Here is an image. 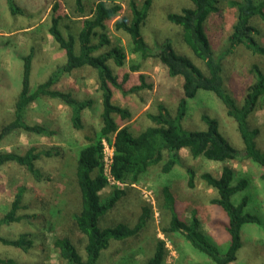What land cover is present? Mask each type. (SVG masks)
I'll return each mask as SVG.
<instances>
[{
    "label": "trees",
    "instance_id": "trees-1",
    "mask_svg": "<svg viewBox=\"0 0 264 264\" xmlns=\"http://www.w3.org/2000/svg\"><path fill=\"white\" fill-rule=\"evenodd\" d=\"M73 1L80 25L77 35L72 32L64 34L62 24L68 15L60 1L53 3L48 28L54 43L65 54V62L52 71L45 81L31 88L28 81L33 69V53L22 57L23 88L14 101L13 118L0 128V145L7 137L19 132L45 138L59 135L58 130L26 121L25 116L31 104L41 99H57L70 110L71 127L82 131L85 128L84 114L95 111V100L78 99L71 92L57 88V85L65 75L85 68L96 71L102 105L99 127L94 133L86 135L82 142L76 140L74 146L69 145L65 149L57 146L42 148L30 143L22 153L0 150V169L13 163L23 167L36 182H44L48 177L39 163L44 158L64 157L63 153L71 155L74 159L75 183L80 193L79 208L68 217L70 225L67 232L55 236L53 248L64 264H98L104 251L115 243L127 246L129 241L137 239L147 230L153 220L152 207L143 205L134 225L119 222L113 226H100L101 218L126 195V188L137 185L154 169L169 174L179 167L186 173L185 183L189 189L195 188L198 177L207 188L215 191L217 196L211 199V203L219 207L226 216L221 226L228 235V245L222 251L211 241V237L204 231L198 211H189L186 205L181 204L168 184L162 186L156 196L159 207L169 213V221L162 228V233L168 238L172 234L184 237L195 251L207 257L206 264L235 262L243 246L244 227L262 224L260 216L248 210L251 198L247 193L251 186L250 175L237 176L231 166L224 165L218 175L204 171L197 176L196 169L184 161L180 152L186 150L192 159L226 161L240 157L242 160H249L260 167L259 177L264 182V150L259 147L257 140L260 130L252 128L249 123L252 113L264 98V68L258 63L251 65L249 71L253 81L247 87L242 103H238L228 90L224 78V61L239 47L243 46L253 54L264 57V43L256 38L261 32L254 24L257 21L264 28V0L228 1L229 7L235 9L236 18L232 32L219 53L212 48L205 23L211 15L220 12L221 0H190V7H184L180 12L168 13L165 20L179 29L180 39L191 51V56L178 53L170 38H164L153 47L145 41L142 30L147 24L154 0H143L141 5L137 0H128L127 13H123V5L115 0ZM6 3L12 15L25 13L15 0H6ZM119 16L114 22V29L129 35L130 51L138 54L142 61L152 59L158 62L168 77L181 79V93L177 96L175 113L172 114L164 104H157L156 112L146 113L151 125L138 134L132 130L134 111L114 103V89L126 96L143 90L152 91L155 83L149 75L141 72L142 63L131 64L129 72L121 76L112 68L111 62L118 68L127 64L124 48L114 44L109 34L111 22ZM135 72H139L137 81L127 88L126 84L131 81L132 73ZM200 91L213 94L224 107L226 115L234 121L242 141L240 150L225 138L220 130L219 120L215 117L207 114L201 116L206 124L205 130H187L183 127L189 103ZM103 141L114 149L109 176L116 183L106 196L102 195V191L110 182L104 171ZM117 183L125 187H120ZM25 192V186L17 187L10 209L0 219V243L29 253L34 248L31 233L21 232L14 238L1 235V225L20 223L28 217L19 214L21 209L26 208L23 204ZM235 197L238 198L237 202L234 201ZM76 233L81 240L84 239L83 255L71 237V234ZM154 248L152 256L141 264L165 263L168 255L166 242L157 238ZM124 249L115 252L120 254ZM0 264L24 263L9 256H0Z\"/></svg>",
    "mask_w": 264,
    "mask_h": 264
},
{
    "label": "rangeland",
    "instance_id": "rangeland-1",
    "mask_svg": "<svg viewBox=\"0 0 264 264\" xmlns=\"http://www.w3.org/2000/svg\"><path fill=\"white\" fill-rule=\"evenodd\" d=\"M15 1L25 11L23 15H12L6 0H0V128L13 118L14 101L23 88L22 57L33 53V69L28 81L31 88L45 81L51 72L66 60L65 54L58 49L48 32L53 3L60 1L68 15L62 24L64 34L72 32L77 35L80 28L73 0ZM115 1L121 3L123 13H127L128 0ZM228 1L221 0L220 12L211 15L205 23L206 33L216 53H219L225 45L236 18L235 9L229 7ZM137 2L141 5L143 0H137ZM190 6V0H154L147 24L142 30L147 44L153 47L164 38H170L178 53L190 55L191 51L180 39L179 29L165 20L168 13L180 12L182 8ZM119 18L120 16L111 22L109 34L114 44H119L124 48L127 64L118 68L111 62L112 68L121 76L129 72L131 64L142 63L141 72L149 75L155 83L152 91L143 90L126 96L114 89V103L129 107L134 111V119L131 121L132 130L138 134L151 125L146 113L156 112L157 104L162 103L172 114L175 113L177 96L181 93V79L168 77L158 62L152 59L142 61L138 54L132 53L129 35L114 29V22ZM254 24L261 32L256 38L263 44L264 28L257 21ZM254 63L264 68V57L253 54L243 46L236 49L224 61L226 86L238 103H242L247 87L253 81L249 70ZM138 73H132L131 81L126 84L127 88L137 81ZM57 88L71 92L78 99L93 98L95 100V111H87L84 114L85 128L77 131L71 127L69 124L70 110L57 99H41L31 104L25 116L26 121L58 130L59 135L45 138L19 132L7 137L0 145V150L22 153L24 147L30 143L42 148L57 146L65 149L69 145L74 146L76 140L82 142L86 135L98 129L101 122L102 105L96 71L90 68L76 70L71 75H65ZM189 105V112L182 122L184 128L205 130L206 124L201 116L210 115L219 120L220 130L229 143L237 150L241 149L242 141L234 121L226 115L224 107L213 94L200 91ZM249 123L252 128H259L258 145L264 150V98L252 113ZM180 153L184 161L196 169L197 176L204 171L218 175L224 165L231 166L237 176L250 175L251 186L247 193L251 198L248 210L258 214L262 224H249L244 227L243 246L237 254V260L231 264H264V182L259 177L260 167L240 157L226 161H213L192 159L186 150ZM63 154H65L64 157L44 158L39 163V167L48 177V180L44 182H36L23 167L13 163L0 169V219L10 209L18 186L26 187L23 198L26 208L21 209L19 214L28 216L20 223L1 225V235L5 238H14L21 232H28L33 235L34 239V248L29 253H23L19 249L0 243L1 257L9 256L24 264H64L53 248V240L56 235L67 232L68 225H70L67 219L79 208L80 193L75 183L74 159L67 153ZM185 177V171L179 167L169 174L154 169L137 185L128 186L126 195L120 199L115 208L101 218L100 226H113L119 222L134 225L143 205L152 207L153 220L148 229L137 239L127 243L131 249L115 243L103 252L98 264L144 263L152 256L157 238L163 239L168 249L164 264L208 263L207 257L195 251L181 235L172 234L171 238H168L162 233V228L169 221V213L159 207L156 196L161 187L167 184L172 187L181 204L186 205L189 211H198L204 231L211 237V241L217 244L222 251L226 250L228 235L221 226L226 216L219 207L211 203V199L217 196L215 191L207 188L198 177L195 188L189 189L186 186ZM119 186L125 187L123 184ZM111 187L112 184L105 188L102 195L106 196L111 191ZM234 201L237 202L238 198L235 197ZM187 209L184 210L189 217ZM71 237L83 255L84 239L81 240L78 233L71 234ZM122 248H125L122 253L115 252Z\"/></svg>",
    "mask_w": 264,
    "mask_h": 264
},
{
    "label": "built area",
    "instance_id": "built-area-1",
    "mask_svg": "<svg viewBox=\"0 0 264 264\" xmlns=\"http://www.w3.org/2000/svg\"><path fill=\"white\" fill-rule=\"evenodd\" d=\"M113 154L114 149L113 147L106 141H103V163H104V171L106 176L109 179L110 184H116L109 176L110 166L113 161ZM118 185H121L120 183H117Z\"/></svg>",
    "mask_w": 264,
    "mask_h": 264
}]
</instances>
